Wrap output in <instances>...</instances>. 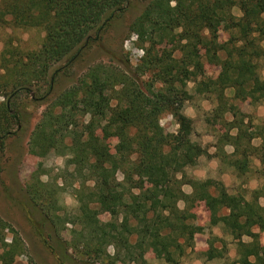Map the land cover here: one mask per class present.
Masks as SVG:
<instances>
[{
	"label": "trees",
	"instance_id": "16d2710c",
	"mask_svg": "<svg viewBox=\"0 0 264 264\" xmlns=\"http://www.w3.org/2000/svg\"><path fill=\"white\" fill-rule=\"evenodd\" d=\"M130 1L0 0V25L45 31L35 50L11 40L1 52L0 159L7 138L31 123L28 107L43 104L29 153L66 157L61 183L38 176L27 186L40 217L32 221L36 233L59 264H74L75 255L94 264H147L152 249L168 264H180L194 251L196 234L205 232L194 211L204 207L210 212L209 225L223 224L236 242L235 263L264 264V206L259 202L264 196V122H254L236 103H264L259 73L264 0H147L129 26L144 50L139 62L131 65L128 59L123 67L97 62L52 97L61 72L102 38ZM235 6L240 16L233 13ZM223 24L226 40L219 34ZM206 64L220 66L218 75L206 72ZM190 81L195 95L216 102L207 118L219 123L212 130L217 137L215 156L241 176L252 171L254 157L260 160L256 172L263 184L250 200L230 193L219 180L187 174L200 156L209 155L207 147L193 140L194 119L184 112L194 95ZM165 114L175 119V131L161 124ZM101 122L103 137L93 139L89 133ZM111 138L117 139L114 150ZM256 138L261 139L259 145L254 144ZM225 144L234 151L227 153ZM184 185H190L192 193H186ZM68 187L78 202L75 215L59 202V193ZM105 212L115 219L100 222L97 217ZM64 232L71 234L69 240ZM215 240L209 238L202 252L208 259L223 256ZM26 251L19 231L0 216V264H14ZM29 264L38 263L31 259Z\"/></svg>",
	"mask_w": 264,
	"mask_h": 264
},
{
	"label": "rangeland",
	"instance_id": "374dc122",
	"mask_svg": "<svg viewBox=\"0 0 264 264\" xmlns=\"http://www.w3.org/2000/svg\"><path fill=\"white\" fill-rule=\"evenodd\" d=\"M147 0H131L127 5L125 11L115 19L111 21L107 26L102 38L97 42L95 41L90 46L84 48L77 58V60L68 68L64 69L57 77L52 91V97L57 96L66 88H68L73 82H76L82 77L87 69L97 62H110L114 65L123 67L126 62L131 65H135L139 62V59L144 55V50L136 43L137 36L129 32L130 23L142 13ZM233 13L236 16L242 14L240 8L235 6ZM219 34L221 40L228 38V32L225 30L224 24L219 27ZM45 31L41 28L31 29H14L9 25H0V56L5 47V44L9 41H14L15 45L20 46L25 50H35L40 47ZM264 45V42H263ZM220 66L206 64V72L218 75L220 72ZM259 73L264 78V59L260 61ZM194 83L190 81L188 88L193 92ZM231 90H227V94H231ZM2 100V98H0ZM240 109L251 115L254 122H264V103L255 105L249 104L248 101L241 102L236 101ZM216 102L200 95H193V98L185 104V108L189 109L194 118V135L195 141L201 144H209V137L207 131L212 132L215 126H219V123L212 120L208 121L209 114ZM46 104L43 105H30L28 111L32 114L31 123L28 124L25 130L20 131L15 135H11L7 138L6 148L1 156V170H0V216L5 220L11 222L15 228L19 231L20 235L24 239L27 245V251L18 256L14 264H29L30 260L36 261L38 264H59L56 254L52 249L46 245L36 233L34 221L39 220V214L33 209L30 201V196L27 192V186L32 179L40 177L43 181L49 182L53 179H58V182H62V177L59 176L62 170L66 167V157L51 152L47 157H38L29 153V139L36 123L41 117ZM184 108V109H185ZM229 117V115H228ZM211 118V117H210ZM89 119V117H85ZM161 124L167 131L173 132L178 128V125L171 114H165L161 120ZM103 122L97 123L90 131V136L93 139H102ZM204 139V140H203ZM257 142V140H256ZM117 143V139L111 138L109 144L112 150ZM250 176L255 175V170L259 165H253ZM192 169V167H189ZM255 177V176H254ZM118 178L121 180L123 175L118 173ZM255 181V178H253ZM60 204L65 206L66 212L75 215L78 213V202L72 193L71 188L59 193ZM198 217L201 220L203 218V208L198 209ZM98 220L102 223H109L115 219V215L112 213H102L99 215ZM63 237L67 240L71 238V234L64 232ZM10 239V236L8 237ZM53 244L54 239L49 238ZM245 240H250L248 237H244ZM261 242L264 245V232L261 234ZM214 246L223 252L224 260H213L212 264H235L236 257L230 255L236 249L237 244H231L230 240L225 243L214 241ZM196 247L198 248L196 250ZM113 251V247L108 249ZM202 251L197 243H195L194 251H189L187 255L181 258L180 264H205V261L201 257ZM147 264H168L163 258L159 257L154 249L150 250L146 254ZM86 257L74 256V264H94L91 263ZM98 264V263H95ZM118 264H127L125 262H118Z\"/></svg>",
	"mask_w": 264,
	"mask_h": 264
},
{
	"label": "crops",
	"instance_id": "0c3cea01",
	"mask_svg": "<svg viewBox=\"0 0 264 264\" xmlns=\"http://www.w3.org/2000/svg\"><path fill=\"white\" fill-rule=\"evenodd\" d=\"M215 105L216 104H214L213 107H215ZM184 112L187 116L193 119L195 118V114H193L189 109L185 108ZM206 133L210 141H213V142H210L209 144H202L203 146L207 147V151L209 155L200 156L197 164L195 166H192V169H189V171H187V174L193 178L200 179V180H204L207 178H213V179L219 180L223 182V184L227 187L230 193L242 195L243 197H245L246 200H250L252 198L253 191L261 188L263 184V179L260 178L258 173L256 172L261 166L260 160L257 157L253 158L252 164L259 165L258 168L255 170V175L250 176L252 172L251 171L248 175L241 176L234 170V168L228 166L227 163L222 162L219 157L215 156L217 147L214 144L217 140V137L215 136L213 131L212 132L207 131ZM192 138L193 140L195 139L194 133L192 135ZM260 143H261V139L259 138L254 139L255 145H259ZM224 149L227 153H232L234 151V147L230 144H225ZM253 167L254 166H252V168ZM253 178H255V181ZM183 189L188 194L192 193L193 191V188L190 185H184ZM259 202L261 205L264 206V196H261L259 198ZM179 207L184 208L185 202L180 201ZM202 208H203L204 215H203V218H201L202 220L201 224H203L206 228H205V232L197 233L195 236V241L199 245L200 250L204 252L208 249L209 247L208 239L209 238L211 239V237L216 238L217 241L222 242V243H226L228 240H230L231 244L236 243L233 240V237L229 234L228 230L225 229L223 224H217V225H212V226L209 225L210 212L207 209H204V207ZM198 209L199 207L194 209V211L197 212ZM245 241H250V240H245ZM197 249L198 248L196 247V250ZM230 255L233 257H236L237 259L238 255L236 253V249L235 251H233V253H230ZM201 257L205 261V264H212V261L216 259L224 260L223 256L215 257L213 259H208L207 257L203 255V253L201 254ZM222 263L227 264V262H222Z\"/></svg>",
	"mask_w": 264,
	"mask_h": 264
}]
</instances>
